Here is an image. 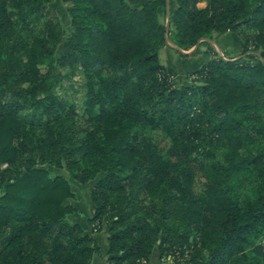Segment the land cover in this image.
<instances>
[{
    "label": "trees",
    "instance_id": "trees-1",
    "mask_svg": "<svg viewBox=\"0 0 264 264\" xmlns=\"http://www.w3.org/2000/svg\"><path fill=\"white\" fill-rule=\"evenodd\" d=\"M63 2L66 39L53 0H0V264L101 252L70 220L71 183L46 166L96 180L89 224L109 226L108 264H149L156 247L174 264H264V0H170L168 28V0ZM228 34L238 58L211 45ZM169 40L180 57L210 49L189 84L161 61ZM60 68L85 80L82 116L55 90ZM147 129L169 137L170 159Z\"/></svg>",
    "mask_w": 264,
    "mask_h": 264
},
{
    "label": "rangeland",
    "instance_id": "rangeland-1",
    "mask_svg": "<svg viewBox=\"0 0 264 264\" xmlns=\"http://www.w3.org/2000/svg\"><path fill=\"white\" fill-rule=\"evenodd\" d=\"M142 1L143 0H128V3H130L132 7H137L141 4ZM198 6L200 8H205L207 6V2H201ZM52 7L61 20L66 39V37L71 32V21L67 6L64 4L63 0H53ZM160 20L167 26L168 13L163 14L162 10ZM204 41L205 40L201 41L200 44ZM64 42L65 40L58 45L56 51L57 55H61L64 52ZM240 43L241 40L238 38V35L235 34H228L222 37L216 36V39L214 41H211L212 47H214L217 53L224 59L238 58L242 52L243 46ZM200 44L190 51H182V53L190 56L200 46ZM169 45L170 48H165L160 54L162 63L171 71L172 79L176 84H189L191 81V78H189L190 73L194 70L199 69L207 61L208 58L206 55H208L210 49L206 45H204L201 49V52L197 56L180 57L176 53L178 48L170 40ZM58 72L61 75V79L55 86V90L63 98L73 103L76 107L77 113L82 116L84 112L83 99L85 92L87 91L85 80L79 73H76L73 76H69V70L66 68H60L58 69ZM21 117L25 122L33 123L36 125H41L47 122V117L30 110L22 112ZM142 136L153 145H155L159 149L163 157H165L166 159H170L169 150L171 148V141L163 131H152L150 129H147L142 131ZM46 168L49 170V173L52 177L61 175L66 177L71 183L74 197L70 199V203L74 207H79L84 212L82 215H79V213L78 215L76 214V216L74 215L73 219L83 220L86 216L91 215V211L95 210V206L92 202V186L95 184L96 180L83 185L75 181L74 178L64 169H59L54 166H46ZM90 229L91 230L89 234H93L95 236L107 229L109 230V226L103 225L102 229L99 231L98 228L90 225ZM164 260H168L172 262V264H174L170 258H165Z\"/></svg>",
    "mask_w": 264,
    "mask_h": 264
},
{
    "label": "crops",
    "instance_id": "crops-1",
    "mask_svg": "<svg viewBox=\"0 0 264 264\" xmlns=\"http://www.w3.org/2000/svg\"><path fill=\"white\" fill-rule=\"evenodd\" d=\"M145 1L146 0H143L141 2V4L143 2H145ZM171 8H172V6H171V3H170V9ZM167 13H168V8H167ZM202 48H203V46L201 47V49ZM206 56L208 58L207 59V61H208L210 59V56L209 55H206ZM75 207L77 208V213L72 214L70 216V220L72 222L81 224L84 227L85 232L89 234V232H90L91 229H90V224H88V223H89V220L93 217L94 211L92 210L91 211V215L86 216L85 219H83V220L73 219L74 218V215L76 216V214L78 215V213H79V215H82L84 213L79 207H77V206H75ZM109 234H110V232L107 229V230H105V231H103V232H101V233H99V234H97V235L94 236L95 239H96V241H97V244L101 247V252L99 254H97V255L94 256L93 261H92V264H108V254H107V251H108V238H109ZM149 264H172V262H170L168 260L161 259L159 248L156 247L155 250L153 251V254H152V257L150 259Z\"/></svg>",
    "mask_w": 264,
    "mask_h": 264
},
{
    "label": "water",
    "instance_id": "water-1",
    "mask_svg": "<svg viewBox=\"0 0 264 264\" xmlns=\"http://www.w3.org/2000/svg\"><path fill=\"white\" fill-rule=\"evenodd\" d=\"M167 8H168V25L167 28L169 27V21H170V0H168L167 2ZM179 50V49H178Z\"/></svg>",
    "mask_w": 264,
    "mask_h": 264
},
{
    "label": "built area",
    "instance_id": "built-area-1",
    "mask_svg": "<svg viewBox=\"0 0 264 264\" xmlns=\"http://www.w3.org/2000/svg\"><path fill=\"white\" fill-rule=\"evenodd\" d=\"M0 181H1V178H0Z\"/></svg>",
    "mask_w": 264,
    "mask_h": 264
}]
</instances>
